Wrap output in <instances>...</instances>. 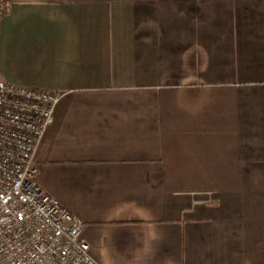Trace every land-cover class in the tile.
Listing matches in <instances>:
<instances>
[{
	"label": "crops",
	"instance_id": "0c3cea01",
	"mask_svg": "<svg viewBox=\"0 0 264 264\" xmlns=\"http://www.w3.org/2000/svg\"><path fill=\"white\" fill-rule=\"evenodd\" d=\"M0 80L62 91L39 186L98 264H264V0H8Z\"/></svg>",
	"mask_w": 264,
	"mask_h": 264
},
{
	"label": "built area",
	"instance_id": "2783aa9c",
	"mask_svg": "<svg viewBox=\"0 0 264 264\" xmlns=\"http://www.w3.org/2000/svg\"><path fill=\"white\" fill-rule=\"evenodd\" d=\"M9 12L0 0V22ZM64 95L0 80V264H98L83 224L36 181L35 156Z\"/></svg>",
	"mask_w": 264,
	"mask_h": 264
}]
</instances>
